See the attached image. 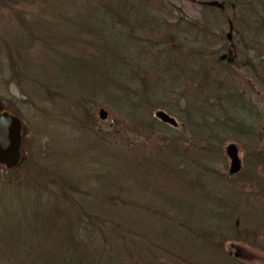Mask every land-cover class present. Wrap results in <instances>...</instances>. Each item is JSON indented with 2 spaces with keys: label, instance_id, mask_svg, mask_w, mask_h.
<instances>
[{
  "label": "rangeland",
  "instance_id": "1",
  "mask_svg": "<svg viewBox=\"0 0 264 264\" xmlns=\"http://www.w3.org/2000/svg\"><path fill=\"white\" fill-rule=\"evenodd\" d=\"M16 1L19 2L11 7L14 12L8 9H0V110L8 111L22 123V161L17 168L18 170L12 175L0 167V190L2 189L1 184L4 182L21 178L24 181L29 179L33 183L32 190L34 192L29 198L34 197V194L38 197V184L34 183L43 182L46 189H51L56 183V177L70 178L68 180L78 192L73 190L69 194L82 205L83 209L93 210L92 205L101 200L100 197L104 192H115L112 186L103 184L102 175L109 173L113 177H118L121 172L127 175L128 170H132L133 173L130 175L129 172L128 178L119 186H123L125 189L119 194L120 201H116L111 214L106 215L109 216L108 220L111 221V227L109 224L101 227L100 224L90 223L91 225H87L89 229L84 228L87 232L91 229L92 246L98 252L101 251V254L96 256L98 264H146V262L148 264V259L144 258L145 254L148 249L151 248L152 250L155 244L164 248H172L178 254H182L184 258L194 255L203 264H264V209H262L264 201H259L262 198H256L253 195L255 192L260 197H264L262 186L264 169L260 170L264 168V165L259 167L256 172L250 170L251 179H248L253 180V185H235L233 188L221 186L216 192L218 198L226 197L228 192L229 194L232 193L233 199L243 197L245 203L242 210H240L241 207L239 208L240 211L236 209L237 206L235 210L238 212L233 215L231 213L227 219L223 220L212 219L209 221L207 218H203L202 221L198 220V224H204L214 231V237L221 235L224 244L223 252L220 254L223 257L225 255V260L218 257V259L212 258L208 250H204V253H196L195 244L192 249L187 244L193 243L189 235L187 243L180 241V245H176L172 239H164L165 237L159 232L162 228L158 223L159 219L152 217V213H143L142 208H140L150 206L152 209L159 205L166 212V218L173 224H178L182 220V217L178 216L177 210L168 209L163 204V202L166 203L173 198H185L177 188V184L166 181L169 179L160 176L156 167H152L149 172H146L145 168L136 169V171L134 167L136 162L141 161L144 154L154 156L157 152L155 150L157 146L160 144L166 146L170 140H177L178 137L183 147L190 145V147H186L191 148L188 156L196 153L198 147L207 141L205 137L208 135L204 130L198 129L197 116L202 112L207 113L209 107L215 106L217 99L215 92L207 93L206 102L200 103L193 98L194 87L190 86L188 82H184V79L188 78L187 74L184 75L183 81H173L169 77H161L154 84L152 96L153 99L164 104V111L155 110L153 119L156 122H153V128L150 129L152 134L144 136L131 131L133 122L129 118L130 107H126L127 100L122 99L117 89L118 86L130 85L131 81L128 82L127 79L131 78L132 73L139 75V72L144 69L151 73L156 70L154 68L162 69L163 59H153V53L148 54L149 49H152V38L155 34L152 22L162 25L167 22L172 33L171 38L175 47L180 48L181 55H187L189 49L200 46L207 47L209 49L207 55L209 53L210 58L207 62L210 63L226 56L234 64L237 61L236 49L241 46L240 39H255L261 44L260 48L256 49L255 44H249L248 53L250 54H247L249 58H253L251 61L253 67L243 64L244 67L236 69L234 72L231 69L235 68V65L225 64L230 69L222 66V64L221 66L217 65L220 77H225L227 70L233 71L227 75V84L218 88L226 90L231 85L237 86L246 103L245 109L231 108L224 103L221 106L223 110L218 115L223 121L225 118H229V115H233L234 119L244 123L245 128H251L255 133L260 132L261 142L256 159L264 158V138L262 135L264 126V34L260 33L255 38L251 30L239 28V32L243 35L241 38L237 36L236 32H230L225 25L224 29L219 30L217 37H213V33L210 36L200 34L201 25L218 22L217 17L219 19L223 17L225 20L224 14L218 15L219 9H223L222 0L142 1L145 3H139V0H117L120 2L116 8L120 11L121 16L127 18L124 23L120 24L114 23L106 15H100V17L93 19L87 14L84 6H78L79 9L76 8L79 3H75V0H54L57 7L68 10L66 13L60 14L59 17L47 11L40 2ZM19 14L26 22L32 21L34 23L41 20L49 25L63 23L65 25L62 28L63 35L72 38L70 46L79 51H85L88 56L89 54L94 56L93 59L95 58V60L100 57V54L96 53L101 49L100 45H105L106 42L109 50H107L106 55L103 54L105 52H101L106 62L104 76L108 80L119 79L122 81V83L115 85L106 79L104 81L106 89L109 90L107 93L111 96L114 95V98L106 99L102 93L90 96V88H84L75 82L71 85H64V89H57L53 86L52 89L46 90L45 88V91H42L43 88L39 85L32 70L42 67L41 62L46 65L52 63L55 65L54 69L58 71L57 74L54 72L52 75L56 78L60 75L61 61H65L68 56L73 54L69 50H57L56 53H51L38 44L34 46L32 44L33 47L21 56V58L28 59L32 69H29L30 66L25 68L20 61L16 66L11 67V62L3 48V40L12 42L19 36L20 27L18 24L20 21L16 16ZM260 14L264 15V12H260ZM65 18L64 23L62 20ZM87 26H94L97 35L90 33L87 35L80 32L81 27ZM246 33L247 35H245ZM226 35L228 39L232 36V43L227 42ZM93 36L97 39L91 38ZM69 37H67L68 40H70ZM156 50L155 48L154 54H156ZM173 54L174 56L179 55L174 50ZM14 58L17 60V57ZM94 65L97 68V61ZM196 66L190 67L193 69ZM15 67H17L18 77L14 76L13 69ZM39 79L45 82V79L48 80V75ZM91 79L90 83L87 84L86 82L84 86L93 84L96 86L97 80ZM48 86L49 84L46 83V87ZM100 110L107 113L104 121L98 118ZM185 117L193 119L190 120V123H186L183 120ZM213 129L214 132H219L221 128L218 126V128L213 127ZM226 135L223 138L225 144L222 145L224 146V156L216 159L211 157V159L202 162L205 167L228 175V170H231L232 166L236 167L235 164L240 168L245 159L246 150L258 144L251 141L253 137L248 139L245 137L246 135L240 132L234 139L231 138L233 134ZM192 158L196 161L194 160L195 163L189 165L194 169L189 168L190 172L206 174L207 171L198 166L197 161H201V157L196 155ZM179 161L180 159L175 160V162ZM182 166L184 165L180 164V167ZM247 169V167L244 169L246 174ZM65 188L69 189L68 186ZM213 190L215 189L213 188ZM82 191L89 195L82 196L80 194ZM7 197L4 193L0 197V202H2L0 203V210L3 207V202L12 200L9 197L7 200ZM44 197L45 193L42 192V198L44 199ZM252 201L254 205L250 207L249 204ZM192 202L194 203V201ZM260 209L263 211L262 213ZM258 214H261V217ZM180 215L183 214L180 213ZM231 224L240 226L237 235H233L234 227H231ZM116 227H122V231L130 228V231L132 229L135 233L144 234L147 239L140 241L142 238H136L137 235L133 237L131 232H119L120 229H116ZM185 236L187 237V235ZM85 237L87 238L88 235L84 234L83 238L85 239ZM253 237L254 239H252ZM216 239L218 238L216 237ZM196 246H198L197 243ZM214 253L218 254L217 252ZM159 260L161 261V259ZM172 260V255H169V259L162 260V262L172 264Z\"/></svg>",
  "mask_w": 264,
  "mask_h": 264
},
{
  "label": "trees",
  "instance_id": "2",
  "mask_svg": "<svg viewBox=\"0 0 264 264\" xmlns=\"http://www.w3.org/2000/svg\"><path fill=\"white\" fill-rule=\"evenodd\" d=\"M29 1H31V3L40 2L41 6L46 8L47 11L58 17L61 16L60 14L68 11L67 9L65 10L64 8L57 7L56 1L54 0ZM142 1L146 2V0H139L138 2L140 3ZM18 2L19 1L16 0H0V9H8L14 12L11 7ZM26 2L27 0H24V3ZM74 2L79 3V5L76 6L78 9L84 6L83 8L86 10L87 14L92 16L93 19L95 17H100V15H106L117 24L124 23V21L127 20L126 17L120 15V11L116 8L120 1L75 0ZM222 2L223 9H219L220 14L218 13V15L222 16L224 14L225 20H223V17L222 19L217 17L218 22L201 25L202 29L199 31L200 34L203 36H210L213 33L212 36L215 37L219 34V30L224 29V25L229 28L230 32H236L237 36L240 37L243 35L239 32V28L251 30L255 38L259 36L260 33L264 34V15L260 14V12H264V0H222ZM56 10L58 11L56 12ZM88 15L86 16L88 17ZM16 16H18L17 18L20 21V24H18L20 27L18 30L19 36L12 42L3 40V48L11 62V67L16 66L19 61L25 68H27L26 66H30L28 59L21 58V56L35 44L40 45L42 48H46V50H49L51 53H56L57 50H69L72 51L73 54L68 56L65 61H61L62 65L59 67L60 75L56 76V78L52 75L54 72L57 74L58 71L54 69L55 65L52 63L46 65L44 62H41L42 67L39 69L35 67L36 69L32 70L39 85L43 88H41L42 91H45V88L47 90L53 86L57 87V89H64L65 86L75 82L84 88H90V96L102 93L106 99L114 98V95L111 96V94L107 93L109 90L106 89V83L104 81L105 79L108 82L111 81L113 85L120 84L122 81L119 79L108 80L104 76V72H106L104 55H106L107 50H109L107 49L106 42L105 45H100L101 49H99L98 52L95 51L100 54V57L97 55L99 59L97 58L95 60V58L93 59L94 56L90 54L88 56V54H85V51H79L70 46L72 38L63 35L62 28L65 26L63 23L60 22L61 24L55 23L54 25H49L41 20H37L34 23L32 21L26 22L21 14ZM65 20L66 18L62 21L65 23ZM152 26L155 30V34L154 38H152V49H149L148 54L151 55V53H153V59H163L162 69L153 67L156 70L152 71V73L145 69L141 70L139 75L132 73L131 78L127 79L128 82L131 81L130 85H122L123 87L118 86L119 88L116 86L123 100H131L125 103L126 107H130L129 118L133 122L131 131L144 136L152 134L150 129L153 128V122H156V120L153 119L155 110L158 112L164 111V104L153 99L152 96L154 84L159 81L161 77H169V79L173 81H183L185 78L184 75L187 74L188 78L184 79V82H188L190 86L192 85L194 87L195 93L192 92V95L195 100L204 103V101L206 102L207 100V93L213 91L217 99L215 100V106L213 108L209 107L207 113L202 112L197 116V121H199V125H197L198 129L204 130L208 135L205 137L207 141L203 143L201 147H198L196 153H193L192 156H188L191 148L189 149L186 147H190V145L183 147L178 137L177 140H170L166 146H161V144L157 146L155 149L157 152L154 156L144 154L141 161L136 162L137 164L135 167L133 166L134 170H142L145 168L146 172H149L152 167H156L160 176L169 179L166 181L177 184V188L185 198H173L166 203L163 202V204L168 209L177 210L179 213L178 216H181L182 220L178 222V224H173L166 218V212L161 209L159 205H157V208L152 209L150 206H142L140 208H142L143 213H152V217H157L159 219L158 223L162 227H160L161 229L159 232L165 237L164 239H172L173 242H176V245H180V241H183L185 244L187 243L186 241L189 235L193 243L187 244L191 249L195 244L194 248L196 249V253H204V250H208L212 258L218 257L225 260V255L223 257L220 254L223 252L222 248L224 244L221 235H215L214 237V231L204 224H198V220L202 221L203 218H207L209 221L212 219L223 220L227 219L231 213V215H233L238 212L235 210L237 206L236 209L239 210L241 207L240 210H242V206L245 203L243 197H236L233 199L232 193L229 194L228 192V194L225 195L226 197L218 198L216 192L219 191L221 186H231L233 188L235 185H253V180H249L251 179V171L256 172L259 167L263 166L264 158L261 157V159H256V154L259 152L258 148L261 142L260 132L255 133L251 128H245L244 123L234 119L233 115H229L230 117L225 118L224 121L220 119L218 114H221L223 110L221 106L224 103L231 108L238 107V109H245L246 103L242 94L238 91L239 88L237 86L231 85V87L226 90L218 88L221 85L227 84V75L233 71L227 70L226 76L220 77L218 75L219 69L217 65L221 66L222 64V66L228 67L229 69L230 67L225 64L235 65V68L231 69L234 70V72L236 69L244 67V65L253 67V63L251 62L253 58L247 56V54H250L248 53V45L253 43L256 45V49H259L261 44L255 39L252 40L249 38L243 40L241 37V46L236 49L237 61L234 64H232L233 61L231 63L229 58L225 55H223L225 57H220L218 60L216 59V61L210 63L207 62V60L210 59L209 53L207 55V52H209L207 47L200 46L198 48L189 49L187 55H181L180 48L175 47L173 39L171 38L172 33L167 22H164V25L159 23L154 24V22H152ZM191 26L194 25L191 24ZM80 32L87 35L88 33L91 35L95 34V36L97 35L94 26L81 27ZM245 35H247V33ZM67 37H69L70 40H68ZM91 38L97 39V37L94 36ZM74 40H76V38H74ZM226 40L228 43L233 42L232 36L228 39L226 35ZM32 44L33 46H31ZM155 48L157 49L156 54H154ZM173 50L177 51L179 55L174 56ZM101 52H105L103 53L104 55L101 54ZM14 57H17V60ZM89 57H92V59H89ZM95 61H97L99 65H97V68L95 67L96 65H94ZM190 66L196 67L192 69ZM29 69H32V67L30 66ZM13 72L14 76H19L17 67L13 69ZM47 75L48 80L45 79V82L39 79L41 77H47ZM90 79L97 80L95 82L97 85L84 86L86 82L87 84L90 83ZM46 83H48L50 87H46ZM212 109L213 113L211 114ZM192 119L185 117L183 120L186 123H190ZM218 126L221 128L219 132H214L213 127L218 128ZM238 132L246 135L245 137L248 139L253 137L251 141L258 144L246 150L247 153L242 162L243 166L241 164L240 168L235 173H231L229 169L228 175L205 167L203 162L207 161V159H211V157L216 159L224 156V146L222 145L225 144L223 138L227 136L226 134H233L231 138L234 139ZM262 152L261 150V153ZM196 155L201 157V161H197L198 166L202 170L207 171L206 174L200 172L199 174H194L195 172H190L189 168L191 170L194 169L189 165L195 163L196 159L192 157ZM177 159H180V161L175 162ZM187 160L191 161L188 162ZM180 164L184 166L180 167ZM245 167L248 168L247 174L244 171ZM263 169L264 168H261L260 170ZM17 170L18 169H15L8 174L12 175ZM131 171L132 170H128L130 175L133 173ZM128 173L124 175L123 172H121L118 177H113L112 174L109 173H104L102 175L103 184L112 186L115 192H104L100 197L101 200H99L97 204L92 205L94 208L93 210L83 209L82 205L69 194L73 190L78 192V190L71 185V181L68 180L70 178L62 179L56 177V183L51 189H46V185L43 182L34 183L38 184V197L34 194L32 198L29 197L34 193L32 190L33 183L30 182L29 179L25 181L21 180L23 178L13 179L7 183H2V189L0 190L1 196L4 193L6 197L8 196L12 200H8L7 197L8 202H3V207L0 210V264H98L96 256H98V254L100 255L101 251L98 252L92 246L93 241L90 238L92 235V233H90L91 229L87 232L84 228L89 229L87 225H91L90 223L100 224L101 227L109 224L111 227V221L108 220L109 216L106 215H110L114 204L120 201L119 194L122 193V190L125 191V189L123 186H119L128 178ZM133 178H135V176H133ZM262 178V186L264 189V175H262ZM134 182L136 183V180H134ZM67 186L69 187L68 190L65 188ZM213 188L216 191L213 190ZM42 192L45 193L44 199L42 198ZM80 194L82 196L89 195L84 194L83 191L80 192ZM253 195L256 196V198H262L259 201H264V197H260L259 194H255L254 192ZM192 201H194V203ZM253 203L252 201V205L249 204V206L252 207L254 205ZM262 209H264V207ZM262 212L263 211H261V213ZM180 213L183 215H180ZM100 214H102V217H100ZM258 215L261 217V214ZM232 225L233 224H231V227H234L233 235H237L240 226ZM116 229H120L119 232H131L133 237L137 235L138 237L136 238H142L140 241L146 238L144 234L135 233L132 229L130 231V228L125 229V231H122V227H116ZM84 234L88 235L85 239L83 238ZM185 235H187V237ZM216 237L218 239H216ZM252 239H254V237ZM196 243L198 246H196ZM165 248L155 244L152 250L151 248L150 250L148 249L144 257L148 259V264H164L162 260L165 261L169 259V255H172V264H203L194 255L193 257L184 258L182 254H178L177 251H174L172 248ZM159 259H161V261Z\"/></svg>",
  "mask_w": 264,
  "mask_h": 264
},
{
  "label": "water",
  "instance_id": "3",
  "mask_svg": "<svg viewBox=\"0 0 264 264\" xmlns=\"http://www.w3.org/2000/svg\"><path fill=\"white\" fill-rule=\"evenodd\" d=\"M107 113L100 110L98 118L104 121ZM22 123L21 121L10 114L8 111L0 110V167L6 171L15 170L21 162V136ZM262 135L264 138V126L262 128ZM232 166L230 172L238 171L239 166Z\"/></svg>",
  "mask_w": 264,
  "mask_h": 264
}]
</instances>
